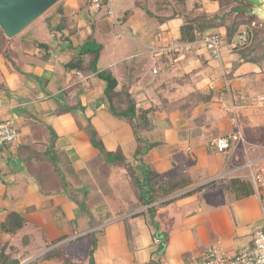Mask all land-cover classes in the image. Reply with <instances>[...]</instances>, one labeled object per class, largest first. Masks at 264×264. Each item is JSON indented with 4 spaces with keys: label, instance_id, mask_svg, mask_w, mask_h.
I'll list each match as a JSON object with an SVG mask.
<instances>
[{
    "label": "crops",
    "instance_id": "obj_1",
    "mask_svg": "<svg viewBox=\"0 0 264 264\" xmlns=\"http://www.w3.org/2000/svg\"><path fill=\"white\" fill-rule=\"evenodd\" d=\"M212 2L211 6L217 9L218 3ZM71 3H73L69 6L72 9L71 13L66 14L77 15L76 27L70 24V32L68 29L67 34L64 33L59 37L58 33L56 39L47 41V50L44 53L39 50L34 39L29 36H23L19 41L15 38L4 37L7 40L0 42V119L11 120L13 125L18 126H15L16 129L21 130V132L18 130L19 141L16 144L5 146L0 150V223L10 211L19 212L26 220L24 226L14 235L5 234L0 229V249L4 242L12 244L11 242L14 241L12 244L14 249H7L6 252L11 251L12 259L18 260V264H74V260H79L74 257L77 253L73 243L80 239L83 243L81 245L82 264H154L151 261L153 259L158 264H189L195 255L186 256L185 253L192 250V247L187 250L186 244L189 242L195 247V238L197 237L193 234L196 230L191 229L193 225L198 226L197 234L204 237L208 235L209 240L214 238L215 243L212 245L219 247L224 254H233L241 248L251 245L256 232L262 227L259 201L254 193L246 196L258 201L257 204L253 203L252 209L258 212V218L253 221H251L249 213L247 214L244 204L246 197L234 200L231 198L232 196L228 197L227 192L221 187L219 190L227 195V202L222 207L221 215L215 211L216 206L210 205L212 202L206 199L212 196L211 191L203 195L200 192L198 194L194 192L189 196H180L188 190L203 189L210 183L212 185L222 183V186H225L232 178L246 179L242 177L247 172L243 168L246 159H255L264 155L263 141L258 142L256 138H246L244 144H233L229 153H226L229 151L227 150L219 152L223 156L216 154L210 156L209 152L213 141L220 135L228 134L236 128L228 120V113L222 110L221 103L224 98L220 93L213 96L208 102L189 109L182 108L188 94L194 89L204 92L216 91L217 93L222 90L221 82L215 83L210 77L207 79L201 76L200 70L205 66V60L210 57L208 52L201 45L183 55L171 52L167 56L156 52L158 47L172 45L175 40H179V26L182 23L179 14L171 13L165 16V20L155 21L154 28L147 29L138 20L139 18L142 20L143 16L148 15L149 8L147 6L142 7L136 3L135 8L127 7L117 15L113 9L114 0H111V9L117 18L115 22L107 16L104 8L92 12L93 8L88 3V11L91 12L89 15L88 12L83 11L84 4H81L82 11L79 12L77 9V12L74 9L78 6L79 1L73 0ZM201 9L204 11L203 7ZM126 10L132 11V14L123 19ZM52 20L50 21L52 22ZM88 24H92L93 35H89ZM50 27L54 33L55 29H59V25L57 28L56 25H50ZM60 31L62 32V30ZM105 34H110L113 39L120 40V43H122L123 37L129 36L135 43L128 54L125 53L119 57V54L124 52L123 48L116 44H113V47H108L110 41H105ZM91 36L98 38L101 43L96 49L93 48L94 40ZM134 45L137 46L134 47ZM83 47L85 51H82ZM107 49L109 52L112 51V55L116 57L109 65H123L126 64V58L144 55L162 62L163 70H167L172 77V79L169 78V82L173 80L171 85L167 83L168 81H164L165 78L156 80L151 77V79L145 80L138 77L142 75L135 73L136 76L133 79L130 76L122 78L116 76L118 80L116 90L124 82L128 83L127 91L137 101V106L147 109L152 103L157 104L158 109L153 114L156 126L151 131L144 132L142 138L147 142L158 141L157 146L159 147L162 145L159 141L162 138L176 139V136H179L184 143H187L190 161L193 160L194 163L193 171L181 174L188 177L189 185L163 198V200L172 199L157 209L156 215L160 211L164 213L162 214L163 220L162 218L156 220V230L149 225L146 215L132 218H128L130 215H127L130 226L129 237H127L124 222L121 219L124 218L121 215L128 214V211L122 209L121 199L118 197L114 185L110 187L107 185L97 186V190L101 191V193L99 192L101 197L108 202L106 208L111 212L108 218H115L107 224L105 222L108 219L105 217L107 212L98 217H81V212H75L78 210L76 202L69 198L71 193L79 192L81 194V183L76 178L79 184L76 186L70 180V177L73 178L71 175H75L70 174L71 169L77 173L76 175L81 173V145L84 148L92 147L89 153L96 154L95 157L92 156L93 160H102L103 158L99 149L90 145L93 136L87 127V118H89V125L95 130L98 139L104 140L105 151L113 153L120 149L127 161H133L132 165L137 170L136 175L140 177L138 174L140 169L137 166L139 165L138 159L134 157L137 141L131 126L107 111V100L104 97L105 82L98 76V73L103 70L110 71L109 67L98 65L101 56L106 54L104 50ZM97 50L96 70H93L86 65L92 63ZM80 54L81 56H79ZM78 57V63L81 61L84 63L78 69H73L71 61ZM228 57V60L224 57L220 61L212 59L224 74H229L227 67L230 68L231 65V76H227V78L231 86L232 101L236 109H243L242 121L249 127H255L258 125L255 110L261 109L262 114H264V110L250 103L258 94L263 93L264 89L258 90L256 94H252L251 90L258 85L256 82H259V87L264 88V68L260 70V64L254 61L255 64H248L244 61L236 64L239 59H235L234 54ZM203 59L204 61H202ZM44 63L47 65L43 66ZM210 65L206 64L209 68L212 66ZM62 66L64 72H62ZM131 67L134 68L132 65ZM159 71V67H157L156 73ZM257 73L259 75L252 76ZM151 74L153 75V71ZM125 79L126 81H124ZM155 83L159 88V94L155 93ZM166 87L173 92L171 98L166 95ZM153 92L156 97L150 98L149 93ZM63 94L65 95L60 97ZM65 101L69 102L68 106L74 108L69 113L63 112L67 109L63 105ZM81 106L83 111H81ZM83 112H85L86 120ZM159 123L161 124L158 125ZM45 125L50 127L51 132L46 131ZM170 129L176 132L169 133ZM172 143L175 144L176 141H172ZM154 148L153 152L147 153V155H154L146 161L158 173L157 179H160V169L153 167L159 159V153ZM50 149L52 156L49 153ZM238 152L242 153L241 158L237 157L239 162L236 161L235 156ZM100 154L101 159L97 156ZM104 158L106 160L108 156ZM55 161L57 163L54 164ZM168 163V167L177 166L174 159L173 161L170 159ZM122 167L126 168V173L121 172V175L130 179L132 175H128L129 169L126 166ZM94 168L97 169L98 176H100V171L107 169L105 175L109 173L108 176L111 178L119 179L121 177L120 183L117 181L114 184L121 185V187L124 185V178L119 176L117 165L111 162L106 164L102 161L96 167H92V169ZM88 179L91 180V183L95 182L90 176ZM246 182L249 183L248 180ZM250 187L252 188V186ZM203 200L206 201L204 206ZM170 201H174L175 204L172 216L165 214ZM228 201L232 202L234 207ZM191 205L199 206L200 210L191 211ZM134 211L131 212L133 214L137 212ZM121 212L123 213L120 214ZM205 215L207 216L205 219H209V223L203 222L206 227L200 222ZM178 218L182 219L180 224H190V228L174 226L173 224H177ZM198 222L199 224H197ZM53 224L59 225L50 229L46 228ZM201 226H203L202 232L200 231ZM160 227L164 232L166 231L167 237L163 238L162 235H158ZM212 229L215 230L213 237L208 234L209 232L212 234ZM91 231L98 232L95 234L94 258L92 262H88L84 258L86 254L85 241L86 238H91ZM61 235L68 237L47 246L48 243L55 241ZM154 238L159 239L157 245L163 241L165 243L160 254H156L152 246L155 243ZM63 243H66L63 250L50 251ZM68 245L73 251L67 250L66 246ZM88 247L90 249L91 245Z\"/></svg>",
    "mask_w": 264,
    "mask_h": 264
},
{
    "label": "rangeland",
    "instance_id": "obj_2",
    "mask_svg": "<svg viewBox=\"0 0 264 264\" xmlns=\"http://www.w3.org/2000/svg\"><path fill=\"white\" fill-rule=\"evenodd\" d=\"M72 1L73 0H60V1H58L50 9H48L42 16H40L38 19H36L26 29H24L23 32H21L19 35L14 37L15 40L19 41L20 39H22L23 36H27V37L29 36V37H32L33 39L38 40V41L47 43V41H50L52 39H56L57 38L56 35L58 33L60 34L59 37H61L64 35V33L65 34L68 33V29L70 32V27H69L70 24H71V26L73 25L76 27V23H77V15L76 14H73V15L66 14L68 12L71 13L70 10H72V9L69 6H71L73 4V3L70 4V2H72ZM77 1H79V3H78V6L75 7L76 9H74V10L78 9L79 12H81L82 11L81 10L82 9L81 4H84L83 5L84 10L83 11L88 12L90 15L91 12L88 11L89 10V7H88L89 4L87 2H85L86 0H77ZM168 1L169 2H166L165 0H114V8L113 9H114L115 13L118 15L119 13H122L123 10L127 7L135 8L136 3L142 7L147 6L149 8L148 15L143 16L142 20L140 18L138 19L141 22V24L143 25V27H146L147 29L154 28L155 27L154 26L155 21L156 22L163 21V19L165 20V16L170 15L171 13L176 14V15L179 13H182V15H183V17L181 18L182 22L185 20L194 19L195 22L197 23V25H199V27H204V26L207 27V30L204 33H207L209 31H216V32L220 33L221 45H222V48H221V59L222 60H223V57L227 58V60H228V58H229L228 56L231 54H234L235 59H237V58L239 60L244 59L243 61L247 62L248 64H255L254 62H257L260 64L259 65L260 70H262L264 68V48L259 46V44L257 43L258 38L261 36L260 32H261V29L263 28V26H262V24H260V22L256 19V17L254 15H247L243 12H240L236 15H229V14H232V12H233L231 10V6H234V4H235L233 0H168ZM212 1H215L216 3H218L217 9H215L213 6H211V3H213ZM64 6H66V9H64ZM202 7L204 8V11L201 9ZM78 10H77V12H78ZM91 10H92V12L96 11L94 8ZM211 11H213L214 13L213 12L208 13ZM139 14H140V12H139ZM91 15H93V14H91ZM215 15L217 16V18L214 17ZM90 17L92 18V16H90ZM50 20H52V22ZM252 21H255L254 26L252 25ZM50 25H56V28L59 25L60 28L55 29V33H54V32H52L53 29L50 27ZM78 25L80 26L79 23H78ZM158 25H159V23H158ZM88 26L89 27H87V30L89 32V35H93L94 30H93L92 24H88ZM60 30H62V32ZM241 30L242 31L244 30L247 33V35H248L247 42L243 46H238L235 48L230 47L229 44L232 41H234V39L238 35L239 31H241ZM4 37L5 36H2V33L0 31V42L1 43L3 42V40H7V39H5L6 37L5 38ZM91 37H92V40H94L93 48L94 49L98 48L101 45L98 38L93 37V36H91ZM104 39L107 42L110 41V45H108V47H113V44H116V45L121 46L123 48L124 52H123V54L121 52L119 54V57H122L125 53L128 54L129 50L131 51L132 46L135 43L134 41H132L129 38V36L123 37L122 43H120V40L113 39L110 36V34L109 35L105 34ZM135 46H137V45H134V47ZM83 48H82V51L83 50L85 51V48L84 49ZM104 52H106V54L104 53L101 56V58L99 59L98 65H102L103 67H109L110 68L109 73H112V76L116 79H117L116 76H120L121 78L123 76H125V77L130 76V78L133 79V77L136 76L135 73H137L138 75H142V76H138V77H142L145 80H149V79H151V77H153V79H156V80H159L161 78H165V80H164L165 82L168 81L167 83H169L170 85L173 83L172 82L173 80L171 82H169V78L172 79V77L170 76V74L167 70H163L164 66L162 65V62L158 61V60L156 61L155 59H152L150 56L144 55V56H139V57H135V58H126L125 59L126 64L109 65L113 61L115 56L112 55V53H111L112 51L109 52V49L104 50ZM156 52H157V50H156ZM86 53H89V52H86ZM79 56H81V54ZM38 60H40V59H38ZM78 60H79V57L75 58L71 61V65L73 66L72 67L73 69L74 68L78 69L80 66H82V63H84L83 61H81V60H83L82 57H81L80 63H78ZM214 60L211 57H209L208 59L205 60V66H203V68L200 70L201 76H204L207 79H208V77H210V79L215 83L221 82L222 86H223L221 91H223L225 77L227 78V76H231L230 75L231 65L229 66L230 68L227 67L229 74H224V73H222V71H220V68H218L219 65ZM202 61H204V59ZM11 63L13 64V62H11ZM210 63L212 66L210 65ZM206 64L208 66L210 65L211 67L209 68L208 66H206ZM228 64H229V61H228ZM46 65L47 64H45V63L43 64V66H46ZM131 65L134 66V68H132ZM232 66H233V64H232ZM83 67H85V66H83ZM86 67L92 68L91 64L86 65ZM152 67L153 68L159 67L160 71L158 73H153V75H152L151 74L152 73V71H151ZM61 69H62V72H64L63 66ZM257 75H259V73L253 74L252 76H257ZM223 76H225V77H223ZM124 81H126V79ZM256 83L258 85L253 87V89L251 90L252 94H256V92L258 90L264 89V88L259 87V82H256ZM123 84H126V83L124 82ZM155 86H156L154 88V90L156 91L155 93L159 94V88L157 87L156 83H155ZM119 87H120V85H119ZM165 92L169 98H171V96H173V92H171L169 90V88H167V87L165 89ZM155 93L154 92L149 93V97L155 98L156 97ZM64 95L65 94L61 95L60 97H63ZM55 98L58 99L57 96H55ZM68 103H69L68 101H65L63 104L64 107L67 108L66 110L63 111L64 113H69L71 110L74 109L73 107L68 106L69 105ZM251 105H253V104H251ZM222 110L224 112V109H222ZM81 111H83L82 106H81ZM242 111H243V109L237 108L236 109V116H237L238 123L240 125V128L242 130V133H243L245 139L246 138L247 139L248 138L249 139L256 138V141L260 142V140H261L264 142V114L261 113L262 110L261 109L255 110V112H257L256 120L258 123V125L255 127H252V126L249 127L245 124L244 121H242V118H241L242 117V115H241ZM226 112L228 113L227 110H226ZM83 115H85V112H83ZM227 118H228V120L230 119V113L227 114ZM85 120H86V115H85ZM87 121H88L87 127H89V129L91 131V128L89 125V118H87ZM160 124L161 123H159L158 125H160ZM15 126L18 127L16 124L14 125V127ZM45 128H46L47 132H51L50 127H47V125H45ZM16 130H17V132H18V130L21 132L20 129H16ZM168 132L169 133H175L176 131L173 129H170ZM18 134H19V132H18ZM163 139L164 138L159 140L162 143V145H159V147L156 145L155 148L152 147L150 149H146V147L148 146L150 141H149V143H147L145 141L146 144H143L141 142L140 148L141 149L145 148L144 149L145 154L142 155L143 158L141 160L144 162H147L146 159H151L152 155H154V154L147 155V153L153 152V148H154L157 151V153H159V155H158L159 159L155 162V166H153L156 169H158V168L160 169L159 171L161 173V177L159 175L160 179H158V182L167 184L169 181L176 179L177 176H179L181 174H185L184 172L187 173V172L193 171L194 163H193V160L190 161L189 147H188L187 143H184V141H182L181 137L176 136V139H164V140ZM18 141H19V139H18ZM172 141H176V143L174 144V143H172ZM103 142H104L103 139L99 140L98 136H95L93 141H91L90 145H92L96 149H99V145L100 144L103 145L104 144ZM156 142L159 143L158 141H156ZM90 148H92V147L89 146L87 148H84L81 145V173H80L81 179H80L79 174L76 175L77 173H75L74 170H72V169L70 170V174L71 173L75 174V175H71V176H73V178L70 177V180L72 181V183H74L76 186H79L77 181H79L81 183V188H80L81 194H80L78 203H76L78 210H75L76 208L73 210H75V212H78V211L81 212V217H85V218L98 217L99 215H103L105 212H109L111 214V212L108 211L106 208V206L108 205V202L105 201L101 197V194H99V192L101 193V191L97 190V186L98 187H104L105 185H107L110 187L111 185H114V187L117 191V195L121 199L120 201H121V204L123 206L122 209H124V210L126 209V211L128 209V212H127L128 214H126L124 216L121 215V217H125L127 215L133 214V212H131V211L134 210V208H135L136 196H138L139 193H143V191L148 186L147 185H145L144 187L139 186L140 183L135 180V177L130 176L131 175L130 172L128 174L131 177L130 179L121 175L122 174L121 172L126 173V171H125L126 168L122 167L124 165H122L121 163L118 164V170H119V176H122L124 178L123 179L124 185H122V187H121V185L117 186L116 184H114V182H117V181H119V183H120L121 177H119V179L117 177L111 178L110 176H108L109 173H107L106 174L107 176H106L105 171L107 169H105L104 171H100V173H99L100 176H98L97 175L98 172H96L97 169H95V168L92 169V167H94V166L96 167L97 165L102 163V161L105 162L106 164L110 163V162H106L104 156L102 155L103 156V158H102L101 154L97 155V156L100 157V159L102 158V160H93L92 156L95 157L96 154H90L89 153V152H91ZM161 148H163V150H161ZM50 151H51V149H50ZM229 152H230V149L226 153H229ZM49 153L51 156L53 155L52 151ZM53 153H55V152L53 151ZM226 153H224V154H226ZM209 154H210V156H213L214 154H216L218 156L222 155V153H219L217 151V149L214 145L211 146ZM250 154H252V153L250 152ZM111 156H113V155H111ZM235 156H236V158L237 157L241 158L242 153L238 152V153H236ZM238 158L236 159L237 162H239ZM170 159L172 161L174 159L175 162L177 163V166L175 165V167H173V168H172V166L168 167L167 164H169L168 161H170ZM55 163H57V161H55L54 164ZM122 163L126 164L125 162H122ZM140 168H142V167H140ZM67 173H69V172H67ZM93 175H95V176H93ZM89 176L92 177L95 180V182L91 183V180L88 179ZM76 178H77V181H76ZM71 186H73V185H71ZM220 187L223 190H225L228 194V197H230V193L228 191V188L226 187V185L222 186V183H219L218 185H212L210 183L207 186L203 187L204 190L200 188L194 192H196L197 194L200 192V193H202L201 195H203V194H206V192L211 191L210 194L213 193L212 194L213 197L208 195L209 197H207L206 199L209 200L210 202H212L210 205L216 206L215 211L221 215L222 207H223L224 203L227 202V195L225 193H223V191L219 190ZM194 192H192L191 194H193ZM191 194H189V195H191ZM189 195H185V196H189ZM201 195H200V197H201ZM170 202L168 204L169 206H167V208L165 210V214H167L168 216H172L174 213L173 212L174 206H175L174 201H172L171 203ZM228 202H230V201H228ZM255 202H256L255 199H252L250 197H246V203H244L246 208H247V214L249 213V215H250L249 217L252 218L251 221L258 218V212L255 209H252L253 203H255ZM257 202H256V204H257ZM205 203H206V201L203 200V206L205 205ZM230 203H231V206H233V203L232 202H230ZM200 207H201V205H200ZM190 210L195 212V211H199L200 208L197 205L196 206L191 205ZM135 211H139V210L135 209ZM163 213L164 212H161V211L157 215L155 213L156 216L154 215V217L152 218L151 214L149 212H147L146 218L149 220L151 219L150 220L151 222L154 221L156 223V220L158 218L159 219L162 218ZM113 215H116V214L113 213ZM105 217H107V216L105 215ZM105 217H103V219H105ZM113 217H115V216H113ZM206 217L207 216L205 215L204 217L201 218V220H200V222H202L201 224H203V222L209 223L208 222L209 219H205ZM108 219L105 221L106 224L109 223L110 221L114 220L115 218H111L109 220ZM162 220H163V218H162ZM181 220H182L181 218H178L176 221L177 224H173V225L176 227H180V228H186V227L190 228V224H180ZM56 223H59V222H56ZM159 223H162V222H159ZM172 223H173V221H172ZM197 224H199V222ZM58 225L59 224H53L52 226H47L46 228L50 229V228L56 227ZM204 227H206V225H204ZM153 228L156 230V227H153ZM193 228L196 230L193 232L194 236L197 235V237L195 238L196 245L194 247V244H189V242L186 244L187 250L192 247L191 248L192 250H188V251L186 250L187 253H185V254H187L186 255L187 257L190 256V254L195 255L194 257L200 256L206 252V250L208 249V247H210V245L215 243L214 238H213V240H209L208 235H207V237H204L203 235L197 234L198 233L197 232L198 226L193 225V227L191 229H193ZM200 228H201L200 231L202 232L203 226H201ZM158 231H159L158 235H160V236L162 235L163 238H164V236L167 237V234L165 233L166 231L164 232V230L161 227L158 228ZM214 232H215V230L212 229V234H211V232H209L208 234H210V236L213 237ZM94 237H95V234H94ZM94 237H91V238H94ZM90 240L91 239L88 237V238H86V241H85L86 242V247H85L86 254L84 255V258L88 262H90L94 258L93 254H91L90 249L88 247V246H90V243H89ZM11 243L14 244V241H12ZM82 244L83 243H81L80 239L73 243V247H74V249H76V253H77V255H74V254L73 255L77 260H79V261H76V260L73 261L76 264H82L81 263V245ZM95 244H96V241H95ZM152 246L155 249V253L160 254L162 252L163 248L165 247V243H164V241L160 245H157V243H154V244H152ZM66 248L68 251H71V250L73 251V249H71L69 245L66 246ZM181 260H183V259H181ZM83 261H85V260H83ZM151 261L154 264H158V262H155L154 259ZM176 264H178V263H176Z\"/></svg>",
    "mask_w": 264,
    "mask_h": 264
},
{
    "label": "trees",
    "instance_id": "obj_3",
    "mask_svg": "<svg viewBox=\"0 0 264 264\" xmlns=\"http://www.w3.org/2000/svg\"><path fill=\"white\" fill-rule=\"evenodd\" d=\"M85 2L90 4V0H86ZM131 14H132V11L126 10L125 14L123 15V19H126ZM179 15L181 18L183 17L182 13H179ZM206 30H207L206 26L199 27V25H197L194 19L185 20L179 26V38L178 39L180 42H192V41L199 39ZM241 31H239V33ZM34 43L39 48V50L42 51V53H44L47 50V43L38 41L36 39H34ZM97 58H98V50L95 51V55L91 63L93 70H96ZM243 60L242 59L238 60L236 64L241 63ZM109 72L110 71L106 69L98 73V76L101 79H103V81L105 82L104 97L107 100V111L112 116L127 122L131 126V130L137 141V146L134 151V157L135 159H138L139 165L137 166L140 169L138 173L140 174V177L136 175L137 170L134 168L135 166L132 165L133 161H130V162L127 161L120 149H118L116 152H113V153L107 152L105 151L103 145L100 144L99 151L100 153L103 154V156L104 155L108 156V158L106 159L107 162H111L117 166L118 164L121 163L122 165L126 166L129 169V172L131 173V175L135 177V180L140 183L139 186L141 187H144L145 185L148 186L143 191V193H139L138 196H136L137 203L135 204L134 210L136 209L139 211H137L134 214H131L129 217L126 216L124 218H121L124 222V229L127 234V237H129L130 236V226L128 223V218H132L135 216H144L146 215L147 212H149L151 214V217L153 218L157 209L172 199V198H167L163 200V198L186 187L187 185H189L190 180L185 175H180V176H177L176 179L169 181L167 184L158 182V179H157L158 173L154 169H152L148 165L147 162H144L141 160L142 155L145 154V151H144L145 148L144 149L140 148L141 142H144L145 144L147 142L146 140L142 138V136L144 132L151 131L156 126V119L155 117H153V114L157 111L158 106L155 103H152L147 109L143 108L142 106H137V101L134 99V97H131V94L127 91L128 83L122 84L121 87L116 90V87L118 84L117 79L114 78L112 76V73H109ZM219 93L220 92L217 93L216 91H210V90L208 92H204L201 90L194 89L188 94L187 98L185 99L183 103L182 108L189 109L190 107H195L201 103L208 102L213 98V96L219 95ZM90 128H91V132H92L93 139H94L96 136V132L92 128V126H90ZM156 143L157 142H150L148 146L146 147V149L155 147L156 145H158V143L157 144ZM122 162H125L126 164H123ZM140 167H142V170ZM246 181L247 180L244 178L243 179L232 178L228 181L229 183L226 185V187L228 188L230 197L232 196L231 197L232 199L237 200L239 198L246 197L254 193L253 188L250 187L251 184L247 183ZM192 192L194 191L188 190L182 193L180 196L189 195ZM79 197H80L79 192L69 194V198L72 201H75L76 203H78ZM124 211H126V209ZM122 213L123 212H121L120 214ZM110 215L111 214L107 212L106 218H108ZM150 220L148 219L149 225L156 227L157 224L154 221L151 222ZM25 222H26L25 218L19 212L10 211L8 214H6L4 219L1 221L0 229L5 234L9 233V234L14 235L20 228L24 226ZM97 232L91 231L90 233L92 236L90 237H94V234H96ZM67 237H68L67 235H61L55 241L48 243L47 246H51L52 244H55L58 241H62L63 239ZM90 239H91L89 241L91 245L90 252L91 254H93V251L95 249L94 243L96 241V238L94 237ZM65 244L66 243H63L57 246L56 248H52V250L50 251H53L56 249L63 250ZM7 249L13 250L14 245L10 244L7 241L1 245L0 264H18L19 261L13 260L11 251L6 252Z\"/></svg>",
    "mask_w": 264,
    "mask_h": 264
},
{
    "label": "built area",
    "instance_id": "obj_4",
    "mask_svg": "<svg viewBox=\"0 0 264 264\" xmlns=\"http://www.w3.org/2000/svg\"><path fill=\"white\" fill-rule=\"evenodd\" d=\"M111 0H90V5L95 10L105 9V13L115 22L117 18L113 15L111 9ZM248 40L247 33L243 30L230 43L231 47L243 46ZM201 45L210 55L211 58L221 60V35L216 31L204 33L199 39L192 42H180L175 40L172 45H163L156 50L161 55H170L171 52L183 55L184 53L194 50ZM153 73L157 72V68H152ZM224 98L221 106L224 111L230 113V123L236 126L234 131L220 135L213 141V145L218 152H225L231 148L233 144H244L245 138L238 125L235 116L236 106L233 103L231 86L229 80L225 77L224 89L220 92ZM251 104L264 110V92L255 97ZM19 134L9 119H0V150L5 146H12L18 142ZM246 152V150H245ZM247 153V152H246ZM243 168L247 170L245 177L251 184L254 194L259 201L262 227L256 232L251 245L241 248L233 254H224L219 247L210 246L206 252L200 256L193 257L189 264H264V155L255 159H246ZM155 243L159 241L154 238Z\"/></svg>",
    "mask_w": 264,
    "mask_h": 264
},
{
    "label": "water",
    "instance_id": "obj_5",
    "mask_svg": "<svg viewBox=\"0 0 264 264\" xmlns=\"http://www.w3.org/2000/svg\"><path fill=\"white\" fill-rule=\"evenodd\" d=\"M60 0H0V30L7 39H12L42 16ZM232 14L243 12L254 15L262 24L257 43L264 48V0H233ZM214 17L217 18L215 15ZM255 25V21H252Z\"/></svg>",
    "mask_w": 264,
    "mask_h": 264
}]
</instances>
